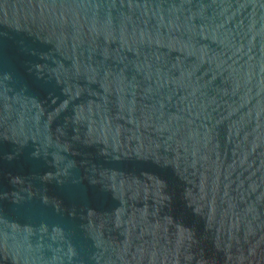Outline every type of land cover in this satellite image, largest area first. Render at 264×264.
<instances>
[{
	"label": "water",
	"instance_id": "1",
	"mask_svg": "<svg viewBox=\"0 0 264 264\" xmlns=\"http://www.w3.org/2000/svg\"><path fill=\"white\" fill-rule=\"evenodd\" d=\"M0 264H264V0H0Z\"/></svg>",
	"mask_w": 264,
	"mask_h": 264
}]
</instances>
